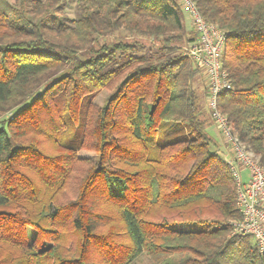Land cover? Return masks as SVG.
Wrapping results in <instances>:
<instances>
[{
	"label": "trees",
	"instance_id": "16d2710c",
	"mask_svg": "<svg viewBox=\"0 0 264 264\" xmlns=\"http://www.w3.org/2000/svg\"><path fill=\"white\" fill-rule=\"evenodd\" d=\"M190 1L227 33L231 89L218 109L264 163V0ZM17 2L0 0V264H130L142 253L155 264H264L251 237L229 238L241 218L235 183L207 134L200 70L180 51L195 39L180 0ZM120 29L132 38L95 47ZM102 88L113 93L96 108ZM80 110L98 162L86 160L75 199L53 207L43 189L65 185L86 146V132L73 144L60 136ZM170 124L187 136L158 144ZM35 136L62 150L43 152Z\"/></svg>",
	"mask_w": 264,
	"mask_h": 264
},
{
	"label": "built area",
	"instance_id": "2783aa9c",
	"mask_svg": "<svg viewBox=\"0 0 264 264\" xmlns=\"http://www.w3.org/2000/svg\"><path fill=\"white\" fill-rule=\"evenodd\" d=\"M180 2L195 32V40L188 44L184 55L204 76L206 107L224 144V160L229 165L235 183L236 207L241 218L232 223V233L251 237L258 252L264 254V163L239 139L217 105L219 94L231 89L222 65L227 33L200 16L190 0ZM241 171L247 172V181H243Z\"/></svg>",
	"mask_w": 264,
	"mask_h": 264
},
{
	"label": "rangeland",
	"instance_id": "374dc122",
	"mask_svg": "<svg viewBox=\"0 0 264 264\" xmlns=\"http://www.w3.org/2000/svg\"><path fill=\"white\" fill-rule=\"evenodd\" d=\"M5 1L9 4H14V3L17 4L18 3L17 2L18 0H5ZM41 1H44V0H41ZM182 9H183V13H184V15H183L184 24H185L186 30H188L189 26H191V28H192L191 19H190L189 15L187 14L185 8L183 7ZM63 13L69 19H75L77 17V7H76L75 1L64 2ZM188 23H189V26H188ZM3 31H4V27L3 28L0 27V32H3ZM6 33H8V31H6ZM193 33L195 35L194 31H193ZM130 38H132V37H130L129 34L127 32H125L124 30H122V29L116 30V31L108 33L106 35L97 37L95 47H97L99 44H102V43H109L111 41H117L120 39L129 40ZM194 38H195V36H194ZM189 43H191V41ZM189 43L183 44L181 46L180 51L182 53L186 52V49H187ZM192 84H193V87L197 91L198 99H199L203 109L206 110L209 114V111L207 110V107H206V101H205L206 93H205L204 76L202 74H200V76L198 78L193 80ZM112 93H113V89L102 88V89L98 90L97 92L92 94V98L90 100L91 105L96 106V108L104 106ZM83 111H84V109H83ZM85 111L87 113L86 109H85ZM81 112H82V110L79 111L78 121L76 123H71L70 125H67L65 130L60 135L62 141L68 140L70 144H73V143L77 142V140L81 141V138L83 139L84 135H86V133H88L87 134V140H85L86 146H84L83 148H80L76 152L77 159L79 160L78 163H76V168H74V172H73V169L71 170V176H69L70 180L67 181L65 183V185H63V186L61 185L59 188H56V189H49L48 187H45L41 193V198L43 199V202H46V203L48 201L50 203L58 202L57 204H52L53 207H57L59 204L65 203L67 201L74 200L75 196L77 194V191H78L77 190L78 185L80 184V181H81V176L79 175V173L82 171V168L85 167L84 166L85 161L87 160V161H90L93 163L98 162V154L95 153L94 151H91V150L85 148V147H90L91 139L89 138V132L87 130V128H89V127H86V126H85L86 128L83 127V124H82V121L80 118L83 115V112L82 113ZM209 117H210V114H209ZM89 119H91V118H89ZM209 119L211 121V125L207 128V134L212 139L213 144L216 147H218V149H217L218 154L224 159V156L226 155L225 151H224L225 148L223 147L224 144L222 145V143H221V140L218 136V133L215 129V126L213 125L211 117ZM186 136H187V134L185 132V129L180 128V127H176L173 124L164 125L158 131L157 143L158 144H166V143H169V142H172L175 140L183 139ZM47 140L48 139L44 140L42 137H39V136H35L32 139V141L39 143L38 145L43 148V152L48 153V154L59 153L58 149H60L59 148L60 146L58 144H53L57 147V149L55 147H52V146H45L44 142L49 143ZM213 144L210 145V149L212 151L215 147V146L213 147ZM244 145H246V143H244ZM60 150H62V149H60ZM259 159H260V157H259ZM29 174L33 177V179L35 181L38 180L36 175L33 172H29ZM241 177H242L243 181H247L248 180L247 172L241 171ZM43 202H42V204H43ZM41 207H42V205H41ZM204 218H209V217L204 216ZM112 226L116 227L118 229V231L123 232L124 228L122 227L121 222H116ZM172 227L176 228L178 230H197V229L201 228V226L197 225V224H185V223H178ZM27 233H28L29 238L32 239L33 234H34L33 230L28 228ZM230 233L231 234L229 235V238H231L232 236H235L232 232H230ZM67 243H65V246H69V243L68 244ZM130 264H155V260L152 259L150 256H147L146 254L142 253L139 257H137Z\"/></svg>",
	"mask_w": 264,
	"mask_h": 264
},
{
	"label": "crops",
	"instance_id": "0c3cea01",
	"mask_svg": "<svg viewBox=\"0 0 264 264\" xmlns=\"http://www.w3.org/2000/svg\"><path fill=\"white\" fill-rule=\"evenodd\" d=\"M188 26H189V23H188ZM193 29L191 28V26H189V29H188V31H189V33L190 34H192L193 35V37L195 36L194 35V33H193V31H192ZM224 147V146H223ZM225 148V147H224ZM217 149H218V147H217ZM224 151H226L225 149H224ZM243 172H246V171H243Z\"/></svg>",
	"mask_w": 264,
	"mask_h": 264
}]
</instances>
